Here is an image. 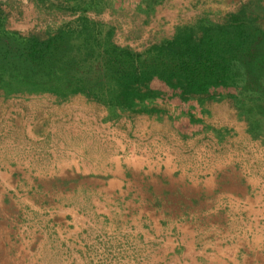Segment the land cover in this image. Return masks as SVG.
Returning a JSON list of instances; mask_svg holds the SVG:
<instances>
[{
  "label": "crops",
  "instance_id": "crops-1",
  "mask_svg": "<svg viewBox=\"0 0 264 264\" xmlns=\"http://www.w3.org/2000/svg\"><path fill=\"white\" fill-rule=\"evenodd\" d=\"M73 110L58 123L33 111L8 121L25 140L9 137L13 156L0 161V223L9 238L23 225L30 262L264 264V151L252 140L212 139L209 150L168 124L171 146L142 137L139 117L112 123Z\"/></svg>",
  "mask_w": 264,
  "mask_h": 264
},
{
  "label": "trees",
  "instance_id": "trees-1",
  "mask_svg": "<svg viewBox=\"0 0 264 264\" xmlns=\"http://www.w3.org/2000/svg\"><path fill=\"white\" fill-rule=\"evenodd\" d=\"M28 1L49 20L21 31L10 24L20 5L0 0V121L16 101L55 123L84 103L104 122L145 116L217 144L240 129L264 151V0L204 6L139 48L115 39L127 7L118 0ZM168 1L131 8L151 16ZM219 102L228 121L207 118Z\"/></svg>",
  "mask_w": 264,
  "mask_h": 264
},
{
  "label": "rangeland",
  "instance_id": "rangeland-1",
  "mask_svg": "<svg viewBox=\"0 0 264 264\" xmlns=\"http://www.w3.org/2000/svg\"><path fill=\"white\" fill-rule=\"evenodd\" d=\"M18 1L21 2L22 0H18ZM237 1L238 0H169L165 4L158 6L156 11L150 16L143 13L142 14L134 13L133 9L131 8V5L135 4L137 0H123V1L118 0L119 3H122L124 6L127 7L125 14L116 17L120 25V28L116 33L115 39L117 42L121 44H130L132 47L139 48L140 46H142L143 44H145L150 40H153L154 38H160L162 36L169 35L172 32L173 25L178 18H187L194 16L200 10H202L204 6L211 7L213 11L216 10L219 12L232 10ZM20 5L21 7L23 6L22 8L23 13L21 17L17 19L11 17L10 19V24L13 28L19 29L21 31H28L36 27H43L45 23L49 20L48 19L49 17L38 14L34 10L33 5L29 1L28 3L21 2ZM100 18L103 20H108L110 17L108 14L104 13L100 15ZM73 109L72 110L74 112H77L76 114L77 116L95 115L96 117L95 116L94 117L97 119L101 115V113H97V112L95 114H92L90 110L93 109H91L89 106H86V104L84 103L74 105ZM32 111L35 112L30 106H26L25 104H21L20 102L16 101L11 104V107L9 108L8 112L6 113L2 121L7 118L8 119L3 123H1L2 121H0V158H1L0 161L3 160V158H5V161L7 162V160H9V158H12L11 156H13V154H10L11 152H13L12 151L13 149H12V141L9 139V137L14 135L15 132H13V128H10L8 126V121L14 122L16 120L17 123L19 121L27 122L28 119L30 118L32 119L31 117ZM209 111L210 114L207 118H214L220 121H224V120L228 121L230 119L228 118V116L231 113V108L228 107V105L224 102L216 103V105H214ZM137 117H139L138 119H140L138 121L139 127L141 128V130H145V133L143 131L140 132L141 134L144 133L142 137L151 136V134L148 133L151 132L159 137L162 136L161 137L162 140H164L167 144L173 146L172 145L174 144L172 138L173 133L168 124L166 125L160 121L150 120L145 116H137ZM124 129L127 130L128 126L125 125ZM236 132H237L236 136L241 135V137L249 139V137H245L240 133V129H237ZM15 135L18 137V139L24 138L22 131L20 129L15 133ZM142 141L145 140L142 139ZM253 142L257 145V147L263 150V147H261L258 144V142L256 141ZM203 143H206L207 145L210 146V148L208 147L209 150H212L214 148L213 147L214 144H211L210 140H205ZM215 144L217 145L216 142ZM25 146L26 143H22V142H20L15 146L18 153L19 151L22 152L19 153L20 156L16 155L20 161L21 160L24 161L26 158V157L23 158L27 152L26 151L27 147ZM29 153L34 158L35 165H37L38 159H36V157H39L41 154L39 153L37 148L31 149ZM45 162L46 160L44 161L42 159L41 163H45ZM4 194H5L4 192L3 193L0 192L1 196ZM17 223H19L18 220ZM1 225L2 224L0 223V264H33L28 259L32 256L22 253L24 252L23 250L27 248L24 242V240H27V236L24 235V232L26 230L23 229V225L17 226L15 224V228L16 226L18 228L15 229L14 238H9L10 233H8V235L6 233V231H9L6 230V226L8 225L5 224L3 226ZM8 229H10V227ZM7 244L12 246L15 245L16 247H18V250L13 248L10 249L9 246H7ZM33 251H35V249H33ZM36 255L37 254H35V256ZM44 257L45 256H36L35 258L36 262H34V264H44L46 261L44 259L43 261H41V259ZM48 257H50L51 260L55 258V256H48ZM48 262L49 264H51L50 263L51 261Z\"/></svg>",
  "mask_w": 264,
  "mask_h": 264
}]
</instances>
